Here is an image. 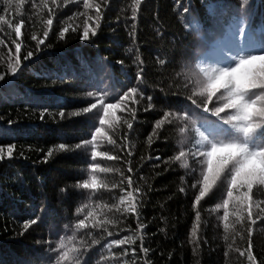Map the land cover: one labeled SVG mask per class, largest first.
<instances>
[{
    "label": "trees",
    "instance_id": "obj_1",
    "mask_svg": "<svg viewBox=\"0 0 264 264\" xmlns=\"http://www.w3.org/2000/svg\"><path fill=\"white\" fill-rule=\"evenodd\" d=\"M48 3L53 9V25L45 45L40 46L42 51H36L37 42L31 36L43 38L48 8L40 0H26L17 14L15 6L4 11L0 0V15L12 24L25 21L18 40L22 45L18 54L21 68L16 76L11 67L17 58V38L8 24L0 23V75L4 76L0 80V147L16 146L11 160L6 157L0 161V264H72V258L80 253V264H249L247 211L230 202L226 230L225 209L217 206L227 198L226 193L221 198V191L214 190L197 206L201 221L196 237H192L197 224L194 197L198 192L191 185L196 181L178 164L168 163L181 147L178 130L166 123L151 146L147 137L164 110L182 115L195 107L188 99L191 85L184 87L186 76L195 62L211 61L223 54L226 45L218 37H224L226 26L232 23L234 30L243 15L246 30L264 37V0H250L246 7L241 0H143L136 21L130 19L132 0H109L107 5L101 4L100 28L88 41L80 39L86 20L83 13L95 17L94 9H85L83 0H57L58 6L51 0ZM209 6L214 7L215 15L208 13ZM190 19L200 23L198 34L186 27ZM69 25L60 40L59 31ZM28 51L34 56L25 61ZM161 58L166 61L163 65L158 63ZM141 68L143 83L136 79ZM132 87L145 97L139 104L128 102L129 108L136 109L133 129L128 130L121 121L115 134L117 146L99 138L97 142L98 151H108L120 159L97 157V161H91L90 147L75 148L90 139L94 126H98L96 110L83 112L84 107L96 102L87 94L108 93L106 102H117ZM148 96L152 97L153 108L145 111ZM61 111L65 113L63 118L59 116ZM117 115L130 119L128 112ZM61 143L70 148L61 150ZM49 150L52 157H47ZM157 156L159 160L154 159ZM92 163L113 171L97 173L108 178L109 186L89 199L88 190L76 185L87 178ZM129 167L132 172H128ZM121 173L132 176L133 187L144 194L140 207L145 225L142 232L136 230L134 216H120L111 207L131 190L126 179L121 183ZM181 186L185 192L179 191ZM254 199L264 201V192L255 193ZM252 211L255 218L259 209L254 206ZM88 212L92 216L86 223L107 219L110 223L103 228L113 235L108 236L103 228L76 229ZM240 216L243 220L236 223ZM33 218L38 223L25 231L24 224ZM251 227L255 264H264V219ZM125 236H132L135 243H112ZM141 237L148 253L140 250ZM61 241L65 249L59 248ZM67 248L78 251L70 253L69 261L60 260ZM241 251L244 256H240Z\"/></svg>",
    "mask_w": 264,
    "mask_h": 264
},
{
    "label": "snow or ice",
    "instance_id": "obj_2",
    "mask_svg": "<svg viewBox=\"0 0 264 264\" xmlns=\"http://www.w3.org/2000/svg\"><path fill=\"white\" fill-rule=\"evenodd\" d=\"M26 0H3L4 11L15 6L17 14H19L22 6ZM67 3H72L74 0H66ZM143 0H132L131 17L132 21L137 20V12L140 9ZM43 7L48 8L49 18L45 20L47 29L43 31V38L38 39L35 34L31 39L36 41V51H42L41 45H45V40L49 36V31L53 25L51 14L53 9L49 7L48 0H40ZM109 0H100L99 3L94 0H83V7L85 9H94L95 17L87 15L84 21L82 35L80 39L88 41L90 37L97 35V29L100 28V19L102 18L101 4L107 5ZM242 6L249 5L250 0H241ZM52 5H57V0H51ZM58 6V5H57ZM184 12L188 13L189 9L184 8ZM208 13L215 15L214 7H208ZM92 22L90 25L89 22ZM0 23L8 24L12 28L17 38L15 43V52L17 58L14 66L11 67V73L16 76L18 70L21 68V60L18 54L21 51V43L18 42L21 36V28L25 21L18 20L15 24L6 20L3 15H0ZM69 26L63 27L58 34V38L63 40L65 34L69 31ZM186 27H190L198 34L201 25L195 19H190L186 23ZM132 28H136V24H132ZM247 22L243 15L240 22L235 25L230 23L225 28L224 37H218L222 45H226L223 54L211 61L195 62L194 67L186 76L187 83L184 87L191 85L188 99L194 108H188L183 111L182 115H177L173 110H164L162 118L154 122L152 133L147 137L148 145L151 146L153 137H158L160 131L164 129L165 124L174 125L179 133L180 148L177 154H174L168 163L178 164L179 169L185 170V175H192L196 181L191 186L198 192L194 197V208L201 206V201L209 197L214 190L221 191V198L226 193V199H223L222 206L225 211L223 213L224 228L227 230L229 225L227 223L230 202H235L236 205L242 206L247 211V220L249 226L247 227L249 244L247 251V260L249 264H255L256 258L251 252V235L252 225L257 224L258 219H264V201L257 202L254 199L255 193L264 192V37H257L254 33H249L247 30ZM73 31H76L73 28ZM133 37L135 33H131ZM0 43H3L0 40ZM129 52L132 49H128ZM34 56L33 51H28L24 56L27 61ZM166 61L161 58L158 63L163 65ZM122 63V62H118ZM143 68L137 74V81L143 83ZM4 76L0 75V80ZM94 97L96 102L91 103L90 106L83 108L84 113H92L96 110L95 116L98 118V126H94L90 139L84 140L75 145L76 149L90 147L91 161H97V157H102L107 161H117L120 159L118 155H110L108 151H98L97 142L106 140L108 145L117 146V139L115 134L123 121L128 130L133 129L132 120L136 119V109L129 108L128 102L131 100L134 104H139L141 100L145 99L142 92L137 87H132L119 96L117 102H106L108 93L95 95L93 93L87 94ZM149 103L145 107V111L152 110V97L146 98ZM118 112H128L130 119L118 116ZM75 114V113H74ZM59 116L63 118L64 112H59ZM41 119L44 118V113H41ZM11 123V122H10ZM125 140L127 133L124 134ZM125 145H121L124 147ZM15 145H10L7 149L0 147V161H4L7 157L11 160ZM61 150H67L70 146L61 143L59 145ZM131 156L132 153L128 152ZM53 152L48 151L47 157H52ZM143 159V158H142ZM152 159V157H149ZM154 159L159 160L157 156ZM47 162V159L44 161ZM113 169L109 167H101L98 163H92L88 170L87 178L78 183L76 187L80 190H88V198L94 196L98 197L101 189H107V177L101 178L97 173H109ZM131 167L128 172H132ZM199 173V175H196ZM122 179L127 180V187L131 189L126 191L125 195L120 196L119 203L111 207L115 208L120 216H134L137 220L136 230L142 232L145 225L142 222L140 207L144 199V194L139 187H133L135 181L132 176L124 177L121 173ZM115 187V185H113ZM151 190V189H149ZM66 191V189H61ZM124 191V189H121ZM180 192H185V187H179ZM125 201L127 204L125 205ZM87 206V205H85ZM109 207L108 205H104ZM123 206V207H122ZM259 209V212L253 214V207ZM240 211V208L237 209ZM92 212H88L84 219H80L75 225L76 229L87 228H103L104 225L110 223L109 220H99L91 223H86ZM197 224L193 226L191 232L192 237L197 235V227L201 221V214L197 208L195 214ZM243 217H238L236 223H241ZM111 222H119L111 221ZM38 223V220L33 218L24 224L26 231L31 225ZM108 236L113 233L103 228ZM163 231V229H161ZM87 235V234H86ZM227 239V237H225ZM112 243L116 245H124L126 243H135L132 236H125ZM60 249H65L64 241L60 242ZM142 252L148 253L149 249L143 246V238L141 237ZM78 251L76 249L67 248L60 256V260L69 261L70 253ZM127 254V250H125ZM244 251L240 252V256H244ZM82 253L72 258V264H80V257Z\"/></svg>",
    "mask_w": 264,
    "mask_h": 264
}]
</instances>
